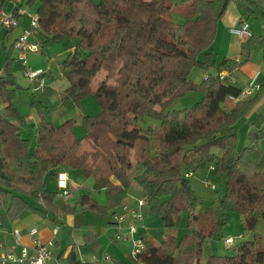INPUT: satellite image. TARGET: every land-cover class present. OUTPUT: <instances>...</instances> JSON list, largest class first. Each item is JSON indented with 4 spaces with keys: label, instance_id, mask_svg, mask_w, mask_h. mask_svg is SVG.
Segmentation results:
<instances>
[{
    "label": "trees",
    "instance_id": "1",
    "mask_svg": "<svg viewBox=\"0 0 264 264\" xmlns=\"http://www.w3.org/2000/svg\"><path fill=\"white\" fill-rule=\"evenodd\" d=\"M9 1L0 0V10ZM230 3L244 19L259 15L264 22V0H27V6L36 4L41 52L52 43L64 42L68 49L61 63L68 83L61 103L78 105L93 96L101 110L82 117V134L77 136L74 119L55 125L46 118L48 89L35 91L37 84H32L29 106L39 121L33 138L25 137L28 124L15 104L21 89L15 75L18 62L10 44L0 74V229L22 211L53 222L58 215L89 211L107 225L132 195L146 200L145 214L155 215L165 229L160 241L142 238L144 249L130 257L132 264H264V236L255 232L264 219V152L259 146L264 114L250 122L246 145L239 146L236 130V123L264 95V71L258 91L230 108L226 99L237 97L242 87L217 76L249 61L251 46L261 51L264 64V25L260 34L242 42L241 59H223L217 65L212 44ZM174 14L183 21L176 23ZM195 68L217 71L197 84L190 79ZM102 73L104 78L93 87ZM193 91L203 96L190 109L168 110L176 97ZM36 93L42 98H35ZM61 165L91 178L92 189L104 194L105 204L88 194L73 206L64 202L57 189L48 187ZM207 166L214 184L224 186L220 213L202 208L186 176ZM213 191L218 192L216 187ZM183 212L187 230L178 238ZM231 214L240 217L241 229L253 232V239L241 236L227 248L232 253H216L209 240L222 238ZM93 232L89 229L85 243L96 251ZM67 260L87 264L76 260L73 249Z\"/></svg>",
    "mask_w": 264,
    "mask_h": 264
},
{
    "label": "crops",
    "instance_id": "2",
    "mask_svg": "<svg viewBox=\"0 0 264 264\" xmlns=\"http://www.w3.org/2000/svg\"><path fill=\"white\" fill-rule=\"evenodd\" d=\"M17 7L18 9L14 10L15 16L18 17L19 23L16 26V28L11 29L9 32L8 30H1L0 35L3 34L4 38H7V36L10 33H16L17 35L14 37L12 43L15 42L17 37L26 29L27 27V20H24L26 15H35V13H31V9L28 8L26 5L27 0H17ZM175 4L178 2V0H173ZM12 2L9 1L7 6L5 7L7 10L12 9ZM243 18L242 12L240 8L234 4L230 3L223 16L219 20L218 26H217V32H216V38L215 41L212 44V57L215 60L216 64L218 65L223 59H231V60H238L241 59V44L242 42L234 35L230 34L229 30L230 28L237 26L240 19ZM4 47V46H2ZM9 48V47H8ZM43 52V53H42ZM41 54H43L46 57L47 64L55 63L58 74L62 78V61L65 59L68 49L65 46L64 52L61 53V56L64 57L56 61V55L53 54L51 58H48V55L46 51H42ZM251 52V51H250ZM13 54V53H12ZM251 54V53H250ZM15 56V55H14ZM251 56V55H250ZM16 57V56H15ZM260 61H262L260 59ZM258 60V57L255 56L254 60L247 61L244 63L241 67L234 70L232 73L236 79V85L239 87L244 86L246 83H248L250 80L254 79L257 82H259V79L264 71V64L263 62H260ZM39 69V68H37ZM17 71V66L16 69ZM15 71V75H16ZM216 68H209L207 70H201L200 74H195L198 76L195 77V82L197 83L198 80L200 82L204 80L208 75H214L216 74ZM0 74H1V68H0ZM194 75V76H195ZM17 77V76H16ZM45 79H49V73L44 74ZM57 77H54V79ZM54 79L51 78V82L49 85L51 87H55L56 80L54 83ZM63 79V78H62ZM64 81V79H63ZM18 82V81H17ZM65 83V82H64ZM31 88H32V84ZM64 89H62L63 91ZM33 91V88L31 89ZM62 91L59 92V94L62 93ZM264 102V95L261 97V102L259 104H256L253 108L256 109L259 107L260 104ZM16 104V101H15ZM226 108L232 107L234 104L231 102L229 98L226 99L224 103ZM17 107V105H16ZM19 110V108L17 107ZM48 110V109H47ZM252 110V111H253ZM21 113V111L19 110ZM22 114V113H21ZM26 122L28 123V115L22 114ZM46 118L50 121H52L55 125H59L63 121L55 122V118L52 116V112L49 110L47 111ZM39 121L38 116L33 118L32 122L36 124ZM74 130V129H73ZM27 132V131H26ZM78 136V135H77ZM212 152H216L217 154H221V151L217 149H212ZM57 176L53 180L48 181L49 184H54V187H52L54 190L57 189V181L58 177L60 180H65L67 184V195L63 196V201L68 203L70 206H73L74 203L78 200L80 195H86L88 194L90 198L97 201L100 205H104L100 197L94 198L92 195V190L90 189V186L93 184V181L91 178L88 179V187L83 185V182L81 179H79V183H75L74 180L75 173H78L77 170L71 169L67 166H59L57 168ZM59 191V190H58ZM61 193V192H59ZM157 217L155 215H145V218L138 222L136 224L137 231L135 235H139V237L143 238L144 235H148L147 229L149 228L150 224L154 222ZM111 222V221H110ZM99 224H102L104 226H109L113 231H117V227L113 223V221L110 224H104L103 221H99L89 212V211H82L77 213V216L73 215H58L57 221L53 222L49 218H44L40 216L37 213H32L28 211H22L18 217L9 223L6 228L0 229V242L3 244V252L4 253H12L15 256H19L22 247H25L28 251V253H31L33 251V242L31 240L30 231L36 230L39 238L44 242H52L51 252H52V258L48 261L47 264H69V261L67 260L68 253L70 250H74V254L76 257V260L92 264L95 260H102L104 256L108 255L107 252H104L101 249V240H100V226ZM131 224V221H125L121 223L119 226L122 233L128 232V226ZM258 225V224H257ZM89 229H92L96 236V240L98 242V248L96 251H93L90 244L85 243V235L89 231ZM64 230L67 232V236L62 233ZM18 232L21 236L20 238V245H17L14 239V233ZM243 236V235H242ZM149 238H152L149 236ZM100 246V247H99ZM214 250V249H213ZM215 251V250H214ZM220 254V253H219ZM110 258H112L111 263L116 264L117 262H122L125 264H131V261H125L124 259L115 257L113 255H109ZM101 257V258H100ZM90 259V260H88ZM101 264H105L104 262H101Z\"/></svg>",
    "mask_w": 264,
    "mask_h": 264
},
{
    "label": "rangeland",
    "instance_id": "3",
    "mask_svg": "<svg viewBox=\"0 0 264 264\" xmlns=\"http://www.w3.org/2000/svg\"><path fill=\"white\" fill-rule=\"evenodd\" d=\"M180 0H178L179 2ZM177 2V3H178ZM29 9H31V13H35L36 9V4L33 6H28ZM34 16V15H32ZM31 15H26L24 20H27V27L25 30L30 29V20H31ZM174 16V21L176 23H181L183 20L178 16V15H173ZM249 28L251 33L253 34H260L262 31V26L264 25L263 19L257 15V17L250 15L247 18ZM16 33H10L7 38L3 37V34L0 35V68L3 63V60L5 58L6 52L8 51V47L12 43L14 37L16 36ZM4 46V47H2ZM65 43H55V44H49L46 48L43 49V51H46L48 58H51L53 54L56 55L55 60L59 61L61 60L64 56H61V53L64 52L65 50ZM250 60H254L255 56L258 57V60H262V54L261 51L258 50L256 46H251L250 47ZM12 55L17 56L16 50L13 49ZM43 53V52H42ZM46 57L43 54H28L27 57V63L30 66L32 70H37V68L41 69L44 74L46 75L47 72L49 73V79L44 78V74L40 77L43 79L44 85L46 89H48V94L45 96V105L47 109L52 112V116L55 118V122H60L64 121L67 118H72L75 121V127L73 130V133L75 135L80 136L82 134V129L80 127L81 125V120L84 115H89V116H95L97 113L100 112L101 108L100 105L97 101V99L93 96H85L83 97L78 105L73 103V102H67L65 105H63L60 101V94L59 92L62 91V89H65L68 85L66 80L63 81V79L59 76L57 67L55 63H50L47 64L46 62ZM262 62V61H260ZM17 66V71H16V76H17V81L21 89H19L16 93V105L21 111L22 114H27L28 115V130L26 133H23L25 137H28L30 139L33 138V133L34 129L36 128L35 122L33 123L32 120L33 118L37 117V113L32 110L29 106L30 101L33 99L32 98V91H31V82L30 79L27 77L23 76L21 67L19 64ZM201 69L195 68L192 70L190 74V79L195 82V77L197 78L195 74L197 73L198 75L200 74ZM195 75V76H194ZM54 77H57L54 79ZM51 78L54 79V83L56 80V85L55 87H51L49 83L51 82ZM104 78V74H99L95 80L93 81V87H95L102 79ZM65 82V83H64ZM196 83V82H195ZM200 83V80H198L197 84ZM43 88V90H44ZM42 90V91H43ZM41 91V92H42ZM255 94V93H254ZM253 94V95H254ZM39 93L34 94L35 98H42L39 96ZM252 95V96H253ZM203 94L198 91H193V92H187L185 94H182L178 97H176L170 104L168 110H177V111H183V110H188L191 108V106L198 102L199 100L202 99ZM251 96V97H252ZM261 102V98L253 105V108L255 107L256 104H259ZM251 109V111L243 118H241L237 123H236V130L238 133V144L239 146L246 145L247 138L246 135L253 129L252 126L250 125V122L253 120V118L261 113L264 114V102L259 105L258 108ZM47 110V111H48ZM253 110V111H252ZM263 135H264V130H263ZM259 146L261 150L264 152V139L259 143ZM78 173H75L74 177L76 180H74L75 183H79V179L82 180L83 185L88 187V179H85L82 177L81 172L77 170ZM206 177L209 180H213V174L211 170L209 169V166H207L204 169H198L195 171L190 176V184L194 190L195 195L202 201V208L205 207H212L217 213H220L219 211V206L218 202L220 197L223 195L224 192V186L223 183H215V187L217 188L218 192H214L206 183L205 179ZM49 188L54 187V184H49ZM90 189L93 191L92 196L94 198H99L103 204H105V197L103 193H96L92 189V185L90 186ZM155 220L152 222L147 229L148 235H144V237H152L156 241H160L165 233V229L161 224L160 219L156 218L153 219ZM258 225L256 226L255 232L258 234H261L264 236V219H260L257 223ZM100 226V240H101V249L104 252H107L106 254L113 255L115 257L124 259L125 261L130 262L131 259V251L133 249V241L134 239L140 238L139 235H130L127 240H119L117 237H115V231L111 229L109 226H104L102 224H99ZM187 230V214L185 212L181 213L179 217V223L176 229L177 237L181 238V236L185 233ZM62 233L64 235L67 234L66 230H64ZM244 239L251 240L253 239V232L249 231H243L241 229V219L237 214H231L230 215V221L228 225H226L222 231V238L218 240L217 236H213L209 240V247L215 250L216 253L220 254H229L233 252L232 249H227L226 246L223 243V240L225 238L231 237L235 238V240H238V236H242ZM67 236V235H66ZM239 241V240H238ZM100 247V246H99ZM101 258V257H100ZM112 259V258H111ZM90 260V259H88ZM113 261V260H112ZM132 264V263H131Z\"/></svg>",
    "mask_w": 264,
    "mask_h": 264
},
{
    "label": "built area",
    "instance_id": "4",
    "mask_svg": "<svg viewBox=\"0 0 264 264\" xmlns=\"http://www.w3.org/2000/svg\"><path fill=\"white\" fill-rule=\"evenodd\" d=\"M12 9L7 10L3 8L0 10V31L1 30H10L16 28L19 23L18 17L15 16L14 10L18 9L17 0H12ZM30 29L24 30L15 40L13 49L17 52V62L21 67L23 76L30 79L31 84H37L34 90H39L40 92L45 87L44 80L40 77L44 74L41 69L32 70L27 63L28 54H40L41 53V43L38 40V23L36 16H32L30 20ZM230 34L236 36L241 42L246 41L251 37L252 33L249 28L248 21L244 18H241L238 25L230 28ZM218 78L226 84H236V79L233 73L228 70H221L217 73ZM259 89V83L252 79L244 86H242L240 93L237 97H229L233 104H236L239 101L246 100L250 98L254 93ZM212 170V168H210ZM192 174L188 173L186 176L190 177ZM208 186L214 190L215 184L212 180H209L207 177L205 179ZM57 188L59 190V195H67V184L66 181L60 180L58 177ZM146 206V200L144 198H135L132 195L120 205L117 213L113 215L111 220L117 227L115 237L119 240H127L130 235H135L137 231L136 224L142 221L145 218L144 207ZM131 221V224L128 226V232L122 233L119 226L125 221ZM31 240L33 242V251L28 253L25 247H22L20 255L15 256L12 253L3 252V244L0 242V264H47L48 261L52 258V242L42 241L36 230L30 231ZM20 234L18 232L14 233V239L17 245H20ZM238 240L242 239L241 236L237 237ZM235 238H225L223 240L226 248L232 247L235 242ZM144 249V243L142 238L134 239L133 249L130 253L131 257H135L137 254L142 252ZM110 256L106 255L103 259L95 260L92 264H112Z\"/></svg>",
    "mask_w": 264,
    "mask_h": 264
}]
</instances>
